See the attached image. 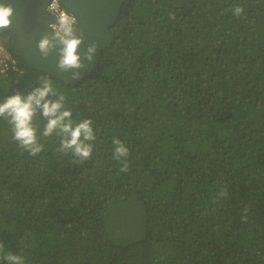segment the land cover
I'll list each match as a JSON object with an SVG mask.
<instances>
[{
	"label": "trees",
	"instance_id": "1",
	"mask_svg": "<svg viewBox=\"0 0 264 264\" xmlns=\"http://www.w3.org/2000/svg\"><path fill=\"white\" fill-rule=\"evenodd\" d=\"M110 30L75 83L0 76V102L51 80L96 137L78 162L38 111L32 156L0 118V264H264V0H121ZM132 193L146 235L113 244L103 212Z\"/></svg>",
	"mask_w": 264,
	"mask_h": 264
},
{
	"label": "clouds",
	"instance_id": "2",
	"mask_svg": "<svg viewBox=\"0 0 264 264\" xmlns=\"http://www.w3.org/2000/svg\"><path fill=\"white\" fill-rule=\"evenodd\" d=\"M233 14L239 17L244 9L235 6ZM14 9L11 4L0 2V30L9 27L12 23ZM51 35L42 36L37 42V49L42 58H47L49 53L55 49L58 59L57 68L66 72L69 69L84 67L81 63V56L78 51L83 43L82 37L77 36V25L73 17L65 13L55 19L51 28ZM97 45L92 43L84 53V59L91 62ZM79 72L72 73V79H78ZM50 97H55L52 99ZM65 97L57 93L53 88L51 80L43 79L41 85L33 88L27 94L16 92L9 95L0 102V118H6L11 126L12 139L18 146L26 150L29 155L35 156L43 149L36 136V128L33 126V118L39 114L47 121L44 125L43 136L47 137L54 132L60 136V147L57 151L71 153L78 162L88 160L93 151V144L96 139L92 128L91 119H83L74 122L72 113L64 106ZM113 158L121 163V172L128 170L127 157L129 150L125 144L113 138ZM221 196L227 195V190L222 188ZM245 211H247L245 209ZM246 217H242L245 219ZM3 245H0V249ZM9 264H24L23 257L9 253L6 256Z\"/></svg>",
	"mask_w": 264,
	"mask_h": 264
},
{
	"label": "water",
	"instance_id": "3",
	"mask_svg": "<svg viewBox=\"0 0 264 264\" xmlns=\"http://www.w3.org/2000/svg\"><path fill=\"white\" fill-rule=\"evenodd\" d=\"M49 0H0L11 4L14 9L12 23L1 31L10 32L8 46L10 52L21 65L29 70H37L60 79L65 84L79 81L87 70L98 64L97 53L107 47L113 35L110 27L115 23L121 0H60L61 4L76 16L77 36L83 43L78 51L84 67L62 72L57 68V53L52 50L48 57L42 58L37 42L44 35H51L48 25L52 16L46 11ZM95 43L96 52L91 62L84 59L87 47ZM79 72L78 79L72 73ZM103 223L113 244L128 245L146 235L145 211L137 195L132 193L103 212Z\"/></svg>",
	"mask_w": 264,
	"mask_h": 264
},
{
	"label": "built area",
	"instance_id": "4",
	"mask_svg": "<svg viewBox=\"0 0 264 264\" xmlns=\"http://www.w3.org/2000/svg\"><path fill=\"white\" fill-rule=\"evenodd\" d=\"M46 11L52 16L53 20L48 24L50 28L55 23V19L67 13L76 21V16L67 10L60 0H49L46 4ZM22 68L17 58L10 52L0 38V76H7L9 73H21Z\"/></svg>",
	"mask_w": 264,
	"mask_h": 264
}]
</instances>
